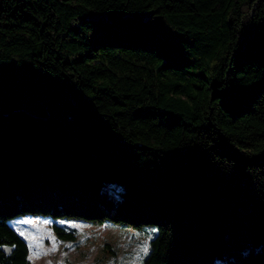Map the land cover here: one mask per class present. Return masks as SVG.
Segmentation results:
<instances>
[{
	"label": "trees",
	"instance_id": "1",
	"mask_svg": "<svg viewBox=\"0 0 264 264\" xmlns=\"http://www.w3.org/2000/svg\"><path fill=\"white\" fill-rule=\"evenodd\" d=\"M26 213L264 264V0H0V264Z\"/></svg>",
	"mask_w": 264,
	"mask_h": 264
},
{
	"label": "rangeland",
	"instance_id": "2",
	"mask_svg": "<svg viewBox=\"0 0 264 264\" xmlns=\"http://www.w3.org/2000/svg\"><path fill=\"white\" fill-rule=\"evenodd\" d=\"M9 222L27 240L28 264H140L146 235L154 231L152 227L137 230L125 223L99 224L75 217L52 219L28 213ZM54 223L71 231L74 238H59L52 228Z\"/></svg>",
	"mask_w": 264,
	"mask_h": 264
},
{
	"label": "water",
	"instance_id": "3",
	"mask_svg": "<svg viewBox=\"0 0 264 264\" xmlns=\"http://www.w3.org/2000/svg\"><path fill=\"white\" fill-rule=\"evenodd\" d=\"M3 249L6 251V252H9L10 251V248L8 246H3Z\"/></svg>",
	"mask_w": 264,
	"mask_h": 264
},
{
	"label": "snow or ice",
	"instance_id": "4",
	"mask_svg": "<svg viewBox=\"0 0 264 264\" xmlns=\"http://www.w3.org/2000/svg\"><path fill=\"white\" fill-rule=\"evenodd\" d=\"M143 251H144V252H147V249L145 248V249H143Z\"/></svg>",
	"mask_w": 264,
	"mask_h": 264
}]
</instances>
